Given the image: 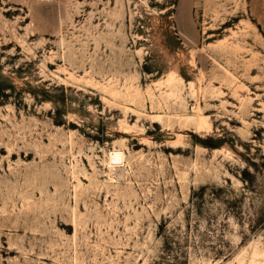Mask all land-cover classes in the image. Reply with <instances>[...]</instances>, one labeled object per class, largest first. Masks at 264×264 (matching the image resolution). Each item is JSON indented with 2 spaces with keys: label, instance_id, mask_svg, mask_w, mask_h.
<instances>
[{
  "label": "rangeland",
  "instance_id": "1",
  "mask_svg": "<svg viewBox=\"0 0 264 264\" xmlns=\"http://www.w3.org/2000/svg\"><path fill=\"white\" fill-rule=\"evenodd\" d=\"M0 264H264V0H0Z\"/></svg>",
  "mask_w": 264,
  "mask_h": 264
},
{
  "label": "bare ground",
  "instance_id": "2",
  "mask_svg": "<svg viewBox=\"0 0 264 264\" xmlns=\"http://www.w3.org/2000/svg\"><path fill=\"white\" fill-rule=\"evenodd\" d=\"M205 120L201 119L200 120V126H204ZM125 163V154L123 151L120 150H115L111 153L110 155V161H109V166L110 169L114 171H118L121 173L122 171V166Z\"/></svg>",
  "mask_w": 264,
  "mask_h": 264
}]
</instances>
